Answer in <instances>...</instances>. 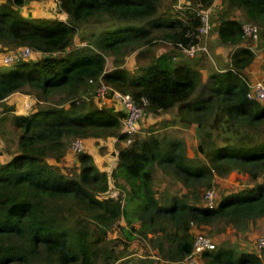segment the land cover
<instances>
[{"label":"trees","instance_id":"1","mask_svg":"<svg viewBox=\"0 0 264 264\" xmlns=\"http://www.w3.org/2000/svg\"><path fill=\"white\" fill-rule=\"evenodd\" d=\"M26 1L0 0V52L31 51L0 66V103L13 94L32 102L29 112L12 110L9 128L0 109V264H175L203 231L216 237L207 235L215 248L200 264H264V248L237 240L264 234V103L248 97L252 71L264 83V0H56L53 18L24 15ZM204 15L207 34L199 31ZM245 22L260 30L256 52ZM209 36L229 49V61L201 84L206 51L183 50ZM155 46L163 51L148 61ZM102 84L105 99L96 96ZM112 91L137 104L145 98V118L170 113L165 126L193 124L206 161L188 158L182 141L154 124L123 144L125 113ZM74 139L83 150L65 160ZM90 139H114L110 171L95 163L104 146L90 153ZM157 171L186 191L168 194L154 182ZM233 171L249 183L229 189Z\"/></svg>","mask_w":264,"mask_h":264},{"label":"rangeland","instance_id":"2","mask_svg":"<svg viewBox=\"0 0 264 264\" xmlns=\"http://www.w3.org/2000/svg\"><path fill=\"white\" fill-rule=\"evenodd\" d=\"M55 1L56 0H40V1H35V0H28L25 2V4L21 7V11L24 15H30V16H47V17H57L58 16V12L56 11V5H55ZM261 42H260V38L256 41L253 42L252 45V49L256 52L261 48ZM205 47H206V54H204L202 56V58H200L199 63L200 65V72H201V77H202V81L201 84H204L207 81V77L208 74L210 72H214L216 70H219L220 68H223V66L229 61L228 59V50H225L224 52L220 51V46L218 44H216V42L214 41L213 37H207L205 39ZM163 51V48H160L159 46H155L153 48H151L147 53L146 57L148 58L147 60L150 61V59L152 60L154 57L158 56V54L160 52ZM208 51V52H207ZM4 54L6 53H2L0 52V66H5L3 65L2 62V58L4 56ZM257 56H259V54H257ZM143 59V58H142ZM139 60V59H138ZM138 60L135 58V55H131L125 62L124 67L129 69L130 71L133 70L135 68V63L136 61L138 62ZM145 61V59L143 60V62ZM140 63L141 60L139 61ZM138 63V64H140ZM255 75V72L253 73V76ZM256 76H254L255 78ZM257 78H260L259 76ZM260 80V79H257ZM254 79H251V81L253 82V84L257 81ZM111 101H109L106 106H111ZM31 106H32V102L31 99L28 96L25 95H21V94H13L12 96H10L5 102L0 103V109H3L4 107H6V111L4 113V115L2 117H6V119L4 120V128H9L10 127V118L13 115V111H15L16 113H25V112H29L31 110ZM13 110V111H12ZM170 113H168L169 115ZM171 115V114H170ZM149 118H156V117H149ZM145 120L146 118L143 116V118L138 122V128L142 129L141 124H145ZM164 119L160 120V121H156V122H152L150 124H154V128L156 129V131L158 132L159 135L161 136H166V137H171V138H177L179 140H181L183 142L184 145V149L187 148V146L189 147V153L192 154V152H195V158L196 160L199 161H206V159H204V156L201 154L197 153V149L195 144L199 142L198 139V132L193 131V124L191 125H183V128H186V131L183 130H179V128L177 129H170L167 128V126H165L166 124L163 122ZM145 128V127H144ZM165 129V130H163ZM162 130V131H161ZM212 133V141H216L218 140L217 137V131L213 133V130H211ZM217 134V135H216ZM100 145H103L104 147L100 150V151H104L108 148V145L104 144V143H94L91 144V148H95L99 147ZM100 149V148H99ZM101 152V154L103 155L104 153H106V155L108 154V151L105 152ZM69 155H67L65 160H70L71 158V154L72 151L68 153ZM106 161H108L109 163H111V165H114V159L111 160V156L110 159H105ZM100 159H97V163L99 167H105L104 164H100ZM104 162V161H103ZM96 163V164H97ZM233 172H231L228 176V181H229V189L235 188V187H239V186H245L246 184H248V176L246 179L243 178H239L238 182L236 180H234V178L236 177L235 174H232ZM155 177L154 180H158L159 177L156 175V173H154L153 175ZM243 176H245V174H243ZM155 182V181H154ZM156 184H159V186L161 187L160 183L155 182ZM168 194L169 193H176L177 195L180 194L181 190L184 189L182 187V185L179 182H172L171 180L168 181ZM214 189L216 190L217 194H219V188L217 186L214 187ZM111 193H115V191L113 189L110 190ZM232 231L231 226H228L226 228V233H229ZM204 233H206L207 235H209L213 240H215V234L214 232L211 233H207V231H203ZM120 233V230L116 228V230H114L111 233H108V237H116L117 234ZM255 232H251L247 235V238L244 240H241L240 235L237 236V240L239 242V244L243 247V248H247L248 250H253L255 247V237L257 235L254 234ZM137 250L135 251V257L133 258V261H137L138 258L141 256L142 253V248L143 246H139V247H135Z\"/></svg>","mask_w":264,"mask_h":264},{"label":"built area","instance_id":"3","mask_svg":"<svg viewBox=\"0 0 264 264\" xmlns=\"http://www.w3.org/2000/svg\"><path fill=\"white\" fill-rule=\"evenodd\" d=\"M208 19L207 15L202 17V25L199 29L200 33L207 34L208 32ZM259 28L254 24L245 22L242 25V33L245 39L252 42H256L259 38ZM202 50L206 51V47L202 46H191L183 50L185 55L193 56L196 51ZM31 56V51L28 48L21 50L18 54L16 52L8 53L3 56V64H10L15 60L21 58H28ZM107 87L101 85L97 89L96 96L105 99L107 94ZM248 97L254 100H257L261 103H264V83L262 80H257L254 84L251 85V90L248 94ZM112 99L116 100L119 106L125 113V116L122 120L123 128L122 132L127 135V138L122 142L125 145L130 144L134 135L138 132V122L143 118L144 115V106L147 104L145 98H141V104H137L133 96L129 93H121L118 91H112ZM111 100V99H110ZM70 150L72 152H79L83 150V141L80 139H74L70 143ZM215 192L213 189H208L204 192L205 205L209 208L214 207ZM255 247L260 250L264 248V234L259 235L255 238ZM215 248V244L212 239L203 234L197 233L193 241V250L185 258L176 262L175 264H200L201 253L207 250H212Z\"/></svg>","mask_w":264,"mask_h":264},{"label":"crops","instance_id":"4","mask_svg":"<svg viewBox=\"0 0 264 264\" xmlns=\"http://www.w3.org/2000/svg\"><path fill=\"white\" fill-rule=\"evenodd\" d=\"M220 49V51H222V52H224L225 50H228V52H229V49H227V48H225V47H220L219 48ZM201 71V70H200ZM255 72V75L254 76H256L255 78H254V76H253V73ZM251 75H252V77H253V79L254 80H257V79H259V78H257L258 76H259V73L258 72H256V71H252L251 72ZM106 103H108L109 101H111V100H109V99H106V100H104ZM173 115V114H172ZM172 115H168V113H164V114H162V115H159V116H157L156 118H146V120H145V124L143 125V124H141V127H142V129H140L139 128V130H143V129H145L150 123H152V122H156V121H160V120H162V119H164V120H170L171 118H172ZM175 119V118H174ZM163 120V121H164ZM145 127V128H144ZM193 127V126H192ZM167 128H170V129H177V128H179V130H183V131H186V128H183L182 126H180V125H167V127H166V129ZM163 130H165V129H163ZM162 131V130H161ZM193 131H195L194 130V127H193ZM177 139V138H176ZM113 141H114V139H109L108 141H106V142H104V144H106V145H108V148L106 149V150H104L103 152H105V151H108V154L106 155V153H104L103 155L101 154V152L100 153H94L93 154V157H94V161H95V163H97V159H100V162H99V165L101 164H104V166L105 167H99L98 166V163H97V166L101 169V170H107V171H110L111 170V168H112V166L113 165H111V163H109L108 161H106L105 159H110V155H109V153L113 150L114 151V145H113ZM86 142H88V143H90V144H88V149H89V152L90 153H93V151L95 150L94 148H91V144L94 142V140H92V139H90V140H88V141H86ZM195 146H197V143L195 144ZM182 147L184 148V145H183V142H182ZM189 147L187 146V148H185L184 149V151H185V153H186V156L188 157V158H195L196 156V154H195V152H192V154H190L189 153V149H188ZM196 149V148H195ZM112 159H114V157H111V160ZM104 161V162H103ZM114 164V163H113ZM159 171V170H158ZM156 172V175L159 177V179L158 180H154L155 182H157V183H160L161 182V187L162 188H164L165 186H167L168 185V181L169 180H173L172 182H175L174 181V177L171 175V174H168V173H166V174H159V172ZM232 174H235L236 175V177L234 178V180H235V182H236V180H237V182H238V180H239V178H243L244 177V179H246L247 178V174H245V176H243V174L242 173H237L236 171H233V173ZM154 179H155V177H154ZM227 181H228V179H227ZM229 182V181H228ZM236 182V183H237ZM186 190H185V188L184 189H182L181 190V192L182 193H184ZM170 195H171V193H169Z\"/></svg>","mask_w":264,"mask_h":264},{"label":"clouds","instance_id":"5","mask_svg":"<svg viewBox=\"0 0 264 264\" xmlns=\"http://www.w3.org/2000/svg\"><path fill=\"white\" fill-rule=\"evenodd\" d=\"M110 100V99H109Z\"/></svg>","mask_w":264,"mask_h":264}]
</instances>
